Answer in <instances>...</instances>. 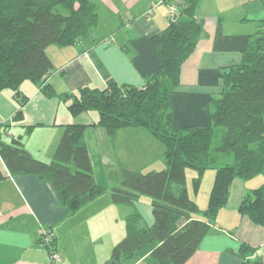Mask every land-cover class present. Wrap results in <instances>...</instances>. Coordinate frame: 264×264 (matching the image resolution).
<instances>
[{"label": "trees", "instance_id": "16d2710c", "mask_svg": "<svg viewBox=\"0 0 264 264\" xmlns=\"http://www.w3.org/2000/svg\"><path fill=\"white\" fill-rule=\"evenodd\" d=\"M160 1L167 6L176 3ZM199 1L177 2L179 18L150 38L161 66L143 86L82 85L58 94L47 84L54 70L47 49L90 36L98 25L95 4L91 0H0V92L13 91L19 106L16 119L23 117L29 99L21 86L31 81L46 96L67 103L74 116L97 112L95 125L104 127L112 138L122 128L142 127L164 146L166 167L161 170L144 172L122 165L119 173L110 172L120 183L110 191L112 201L132 205L148 196L154 223L147 225L138 211H132L126 218V235L115 244L106 264H126L145 254L159 264H186L228 203L234 179L264 174V19L249 38L241 62L222 69L223 90L211 97L210 125L173 129L172 96L180 85L182 65L204 29L196 15ZM85 129L86 125H66L51 161L35 157L21 136L0 138V158L9 176L37 175L49 181L67 214H75L107 191L95 180ZM189 168L195 170L191 190ZM211 168L216 174L208 205L202 209L191 191L199 193ZM5 176L0 167V179ZM239 212L264 226V184L244 196ZM50 228L49 250L56 249ZM236 255L241 264H264V247L242 243Z\"/></svg>", "mask_w": 264, "mask_h": 264}, {"label": "crops", "instance_id": "0c3cea01", "mask_svg": "<svg viewBox=\"0 0 264 264\" xmlns=\"http://www.w3.org/2000/svg\"><path fill=\"white\" fill-rule=\"evenodd\" d=\"M91 1L98 13L97 27L73 45L48 47L54 70L47 84L58 94L82 85L98 89L111 83L143 86L161 66L150 38L177 20L179 12L160 0ZM196 15L204 29L182 65L180 85L172 96L174 130L210 125L211 97L223 90L222 69L241 62L249 38L264 19V0H200ZM22 85L29 99L21 119L15 118L19 106L13 91L0 92V138L8 141L21 136L35 157L51 161L64 127L86 125L84 138L94 177L107 191L68 215L49 181L37 175L9 176L0 158L6 175L0 179V264H106L115 244L126 235V218L132 211H138L147 225L154 223L148 196L132 205L112 201L110 191L120 183L110 172L119 173L122 165L144 172L161 170L166 167L164 146L142 127L122 128L112 138L104 127L95 125L97 112L74 116L67 103L46 96L37 84ZM263 184L264 174L234 179L228 203L186 264H241L236 253L242 243L264 247V226L239 212L244 196ZM193 195L202 209L207 207L208 201H199L200 191ZM48 226L56 237L58 262L50 259L39 241ZM87 255L92 256L90 262L82 258ZM126 264L159 263L145 254Z\"/></svg>", "mask_w": 264, "mask_h": 264}, {"label": "rangeland", "instance_id": "374dc122", "mask_svg": "<svg viewBox=\"0 0 264 264\" xmlns=\"http://www.w3.org/2000/svg\"><path fill=\"white\" fill-rule=\"evenodd\" d=\"M26 84H31L33 85L34 83L31 82V81H25ZM26 87V86H25ZM24 85L21 86V88H25ZM4 129L1 131V136H5L4 134ZM215 168H211V169H208L205 174H204V178H203V181H202V184H201V190H200V196H199V201L202 203L204 201H206L205 203H207L208 201V198H209V194H210V191L212 189V185H213V182H214V178H215ZM195 175V170L192 169V168H189L187 169V185L189 187V189L191 190V184H192V178L193 176ZM191 196L193 198H195V196L193 195V193L191 192ZM201 207H204L201 205ZM92 256H82V258H84V261L86 260V262H90V258Z\"/></svg>", "mask_w": 264, "mask_h": 264}, {"label": "built area", "instance_id": "2783aa9c", "mask_svg": "<svg viewBox=\"0 0 264 264\" xmlns=\"http://www.w3.org/2000/svg\"><path fill=\"white\" fill-rule=\"evenodd\" d=\"M177 2H180V0H176V3ZM176 3H171L169 4V8L175 12H179L178 11V7L176 5ZM52 239H53V232H52V229L50 228V226L48 227H44L41 231V236H40V243L46 247V245H50L51 242H52ZM51 248V247H50ZM49 250V248H48ZM49 256H50V259L52 261H55V262H58L60 261L61 259V256H60V253L56 250V249H52L49 250Z\"/></svg>", "mask_w": 264, "mask_h": 264}]
</instances>
